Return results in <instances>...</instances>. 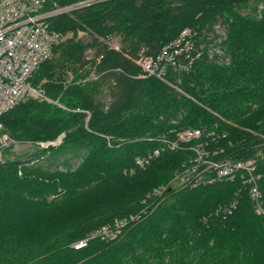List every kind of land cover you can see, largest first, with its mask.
<instances>
[{"label":"trees","instance_id":"trees-1","mask_svg":"<svg viewBox=\"0 0 264 264\" xmlns=\"http://www.w3.org/2000/svg\"><path fill=\"white\" fill-rule=\"evenodd\" d=\"M52 26L64 38L32 83L60 105L26 97L0 124L62 140L0 162V264H264V219L239 179L185 185L191 142L135 164L200 128L213 158L254 160L264 204V0H95ZM184 29L189 68L138 78L139 54ZM115 219L118 237H89Z\"/></svg>","mask_w":264,"mask_h":264},{"label":"built area","instance_id":"built-area-1","mask_svg":"<svg viewBox=\"0 0 264 264\" xmlns=\"http://www.w3.org/2000/svg\"><path fill=\"white\" fill-rule=\"evenodd\" d=\"M95 0H74L68 4L58 5V0H0V115L12 109L24 98H35L60 105L58 100L49 98L42 87L32 83V76L39 66L54 55V48L63 40L61 32L52 26V19L62 13L81 8ZM51 3L57 4L47 8ZM73 33L70 32L69 35ZM191 33L184 29L181 34L164 45L159 52L146 55L137 60L138 78L154 76L162 79L169 69L185 71L189 68L190 50L192 49ZM187 60H189L187 62ZM185 68V69H184ZM211 133V132H208ZM203 130L186 128L178 133L175 139L162 138L161 147L154 149L146 156L136 159L135 164L143 168L153 157L164 149L173 150L181 142H191L189 149L193 156L190 165L181 173V181L188 186L200 183H212L216 180L239 179L247 188L249 198L255 212L264 219V204L259 190L260 173L254 160L219 158L217 152L210 153L202 142ZM208 135V134H207ZM62 140L59 136L53 141H32L41 148L58 145ZM27 142L11 138L0 124V162L6 150H18ZM159 192V190H157ZM236 205L228 208L231 212ZM137 216H131L134 220ZM125 220L115 219L106 224L89 237L100 236L115 239L121 233ZM88 237L75 241L71 246L80 249L87 244Z\"/></svg>","mask_w":264,"mask_h":264},{"label":"rangeland","instance_id":"rangeland-1","mask_svg":"<svg viewBox=\"0 0 264 264\" xmlns=\"http://www.w3.org/2000/svg\"><path fill=\"white\" fill-rule=\"evenodd\" d=\"M57 4H58V2H56ZM57 4H54V3H51V4H49L48 6H47V8H52V7H54L55 5H57ZM59 5V4H58ZM216 28H217V26H216ZM79 37H81L84 41H86L87 39H88V37L87 36H84V35H79ZM111 44H114L115 45V40H113L112 41V43ZM215 51H218V49L217 48H215L214 49ZM140 55V57H143V56H146L147 54H144V53H140L139 54ZM189 55V60L192 62H194V60H195V58L198 56V55H193V54H188ZM139 57V58H140ZM189 60H187V62L189 61ZM185 69V68H184ZM170 70V69H169ZM169 70L167 71V72H165V74L163 75V77H162V79H166L167 78V74L169 73ZM172 71H175V69H172ZM180 71V70H179ZM178 71V72H179ZM183 71V70H182ZM158 79H160V78H158ZM164 138V137H163ZM186 143H189V142H185V143H183V142H181L180 144H179V146H177V148H175V149H173V151L174 150H179V149H181V147L183 148V146H185V144ZM192 144L190 143V145H189V147L191 146ZM49 147V146H48ZM188 147V148H189ZM34 150L37 152L38 150H42L41 148H39L37 145H36V143L35 142H32V141H27V142H25L21 147H20V149H18V150H12V149H8V150H6L5 151V153H3L2 154V161H1V163H3V162H5V161H8L9 159H12L13 161H15V162H21V163H24V162H22V161H27V160H29V158H31L32 157V155H31V153H29V152H34ZM172 151V150H171ZM36 160L34 159V162H35ZM73 162L74 161H71V163L73 164ZM20 163V164H21ZM31 163H33V162H31ZM60 167H61V165H60ZM18 168H21L20 166H18L17 167V169ZM60 169H62V168H60ZM64 169V168H63Z\"/></svg>","mask_w":264,"mask_h":264}]
</instances>
